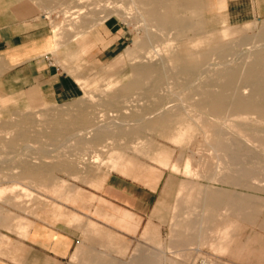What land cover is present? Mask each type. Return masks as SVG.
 I'll use <instances>...</instances> for the list:
<instances>
[{
  "label": "rangeland",
  "instance_id": "1",
  "mask_svg": "<svg viewBox=\"0 0 264 264\" xmlns=\"http://www.w3.org/2000/svg\"><path fill=\"white\" fill-rule=\"evenodd\" d=\"M128 2L116 1L119 7L116 4L94 7L75 5L71 0L46 3L0 0V23L18 15L34 18L42 32L48 35V54L67 71L78 75L83 88L82 94L75 99L44 102L33 95L7 94L0 84L1 213L10 206L20 215L28 216L38 212L68 211L79 206L80 200L88 205L95 199L91 191L101 189L106 177L115 172L146 185L159 184L158 201L147 219L154 220L153 227L160 229L163 250H174L171 253L187 264H196L202 259L208 264H233L234 261L264 264V150H260V157L254 160L235 163L223 151L215 149L210 142V127L204 119L228 126L234 123L211 117L194 105L196 94L184 100V88L164 85L161 89L165 110L180 107L183 114L181 121L170 123L166 135L145 132L132 141L124 137L97 138L100 128L112 130L136 125L140 118L126 119L130 113L155 107L146 98L134 101L120 95L113 104L105 100L132 77L130 65L145 51L142 42L147 30L138 15L126 16L129 9L124 6ZM253 2L254 13L231 17L223 0H201L200 14L209 31L195 46L207 47L213 40L227 42L250 37L248 43L234 44L223 59L227 64L248 60V53L263 42L257 37L264 29V0ZM67 7L72 9L66 14ZM49 8H52L50 15ZM112 15L129 29V42L113 59L97 63L88 55L89 37L93 29ZM56 23L60 25L58 32L53 27ZM148 30L153 31L154 27ZM57 41L60 42L58 47ZM171 42L174 45L178 41ZM155 44L154 48L157 46L161 52L162 40ZM157 56L155 53L153 58ZM207 62L210 70L222 66V60L215 54H210ZM3 70L0 55V76ZM242 89L244 91V87ZM245 90L247 92L248 88ZM82 113L91 114L88 121L91 132L81 125L66 124L72 116ZM59 114L64 125L61 132L55 134L51 130L52 119ZM24 117H28L25 123L28 133L24 136L14 134L15 123ZM236 128L243 130L245 127L238 124ZM241 167L251 174L230 182L229 178L238 176ZM215 188L251 193V218L234 215L222 207L209 212L204 205L205 195ZM192 220L196 222L194 227L189 226Z\"/></svg>",
  "mask_w": 264,
  "mask_h": 264
},
{
  "label": "crops",
  "instance_id": "2",
  "mask_svg": "<svg viewBox=\"0 0 264 264\" xmlns=\"http://www.w3.org/2000/svg\"><path fill=\"white\" fill-rule=\"evenodd\" d=\"M223 4L231 17L256 9L253 0ZM18 16L0 23V84L5 93L33 95L44 102L79 97V76L48 54V35L34 18ZM129 34L118 17H107L91 31L88 55L97 63L113 59L128 44ZM158 186L111 172L101 189L91 191L95 199L88 205L80 200L68 211L28 216L10 206L0 211V264H187L174 250H163L160 229L147 219L158 201Z\"/></svg>",
  "mask_w": 264,
  "mask_h": 264
},
{
  "label": "bare ground",
  "instance_id": "3",
  "mask_svg": "<svg viewBox=\"0 0 264 264\" xmlns=\"http://www.w3.org/2000/svg\"><path fill=\"white\" fill-rule=\"evenodd\" d=\"M48 1L51 0H39L41 3ZM71 1H74L75 5H94V7L95 5L97 7L98 5L104 7L110 4L119 5L116 3L119 0ZM124 7L129 9L127 17L136 14L145 25L147 32L142 42L145 51L139 60L130 65L129 71L132 77L123 82L119 90L108 94L105 100L113 104L120 95L134 101L146 98L155 107L141 108L139 111L130 113L126 119L140 118V122L136 125L121 126L112 130L107 127L100 128L97 138L124 137L132 141L131 139L135 140L145 132L166 135L170 129V123L181 121L183 117L180 107L176 110H165L164 94L161 93V89L164 85H174V87L185 89L184 100H189L196 94L194 105L205 110L211 117L234 123L228 126L204 119L206 125L210 127V142L215 149L223 151L229 160L235 163L260 157V150H264V29L257 37V40L263 42L248 53L250 57L248 60L227 64L228 62H224L223 59L232 50L233 45L248 43L250 37H241L238 41L227 42L213 40L212 43L207 44V47L195 46L196 42L203 41L201 38L205 37L206 32L209 31L206 28V20L200 14L201 0H129ZM70 9L72 8L67 7L64 13L71 12ZM51 11L52 8L47 10L49 15ZM59 26V23H56L53 26L54 30L60 31ZM148 27H154V30L149 31ZM162 37H172V39L167 40ZM193 37L198 40L195 41ZM185 38L187 40L184 42ZM173 39L178 41L174 45L171 42ZM159 40L164 43L161 52L157 46L156 49L154 48ZM59 45L60 42L57 41V47ZM155 53L158 54L157 59L153 58ZM210 54L217 55L222 60V66L210 70L206 65ZM243 87L244 91L246 87L248 91L244 92ZM90 116V113L72 116L66 124L81 125V128L91 132L90 122H88ZM27 119L28 117H24L15 123L16 133L14 134L24 136L28 133L25 126V123H28ZM52 120L51 130L58 134L64 125L60 120V114ZM238 124L245 128L243 130L236 128ZM149 139L152 138L149 137ZM238 170L239 175L231 176L230 182L251 174L244 167ZM250 201L251 193L215 188L205 195L204 205L209 212L217 211L222 207L234 215L250 219L252 216ZM195 224L194 220L189 222V226L194 227Z\"/></svg>",
  "mask_w": 264,
  "mask_h": 264
},
{
  "label": "built area",
  "instance_id": "4",
  "mask_svg": "<svg viewBox=\"0 0 264 264\" xmlns=\"http://www.w3.org/2000/svg\"><path fill=\"white\" fill-rule=\"evenodd\" d=\"M199 264H208V263L206 262V260L202 259V260L199 261Z\"/></svg>",
  "mask_w": 264,
  "mask_h": 264
}]
</instances>
